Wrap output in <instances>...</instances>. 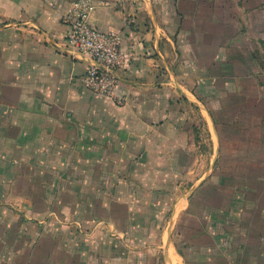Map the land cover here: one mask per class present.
I'll use <instances>...</instances> for the list:
<instances>
[{
    "label": "crops",
    "instance_id": "obj_1",
    "mask_svg": "<svg viewBox=\"0 0 264 264\" xmlns=\"http://www.w3.org/2000/svg\"><path fill=\"white\" fill-rule=\"evenodd\" d=\"M74 1L0 0V159L53 175L39 183L52 211L26 213L53 239L21 264H263L264 247L244 262L193 207L221 145L206 63L237 51L264 0H91L90 24L121 33L116 99L85 88L88 59L62 45Z\"/></svg>",
    "mask_w": 264,
    "mask_h": 264
},
{
    "label": "rangeland",
    "instance_id": "obj_2",
    "mask_svg": "<svg viewBox=\"0 0 264 264\" xmlns=\"http://www.w3.org/2000/svg\"><path fill=\"white\" fill-rule=\"evenodd\" d=\"M247 2L256 8L260 0ZM253 15V20L247 18L246 34L235 37L237 51L220 52L216 57L220 61L206 63L217 75L206 85L217 93L204 98L216 118L221 145L213 172L193 207L195 215H205L206 230L215 235L217 244L219 240L227 250L241 247V252L248 247L251 253L264 247V13L253 11ZM239 21L238 30L243 25ZM219 31L218 42H226L224 32L233 33V29ZM12 160L0 159V264H21L27 256L36 259L44 230L53 239L50 222L26 217L27 212L52 211L45 202L46 192L52 191L39 183L53 175L25 174ZM201 225L189 222L191 237L201 232ZM213 241L206 236L200 243L210 246ZM251 253L237 256L246 262L254 256Z\"/></svg>",
    "mask_w": 264,
    "mask_h": 264
},
{
    "label": "built area",
    "instance_id": "obj_3",
    "mask_svg": "<svg viewBox=\"0 0 264 264\" xmlns=\"http://www.w3.org/2000/svg\"><path fill=\"white\" fill-rule=\"evenodd\" d=\"M63 18L67 33L62 45L69 55L86 57L89 64L82 83L92 93L116 99L117 72L122 63L121 33L102 31L89 22L91 0H76Z\"/></svg>",
    "mask_w": 264,
    "mask_h": 264
}]
</instances>
